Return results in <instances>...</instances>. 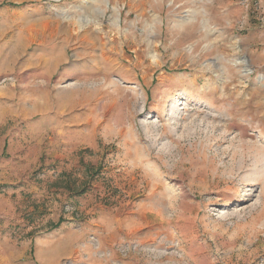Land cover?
I'll use <instances>...</instances> for the list:
<instances>
[{"label":"rangeland","instance_id":"374dc122","mask_svg":"<svg viewBox=\"0 0 264 264\" xmlns=\"http://www.w3.org/2000/svg\"><path fill=\"white\" fill-rule=\"evenodd\" d=\"M0 264H264V0H0Z\"/></svg>","mask_w":264,"mask_h":264},{"label":"bare ground","instance_id":"6f19581e","mask_svg":"<svg viewBox=\"0 0 264 264\" xmlns=\"http://www.w3.org/2000/svg\"><path fill=\"white\" fill-rule=\"evenodd\" d=\"M98 13V12H97ZM100 14L103 16L104 12H100ZM99 15V14H98ZM88 22V20H87ZM171 113H170V117H172L173 115H175L174 117H172L175 121V118L178 117L177 119L179 120V114H181L182 110L183 109H186L187 111V107H188V103L185 102V103H181V100L180 99H174L173 103L171 104ZM182 105H185L184 108H180ZM183 114V113H182ZM170 121V120H169ZM175 123V122H174ZM171 126V125H170ZM172 129V127H171ZM174 129V128H173ZM175 131V130H174Z\"/></svg>","mask_w":264,"mask_h":264},{"label":"trees","instance_id":"16d2710c","mask_svg":"<svg viewBox=\"0 0 264 264\" xmlns=\"http://www.w3.org/2000/svg\"><path fill=\"white\" fill-rule=\"evenodd\" d=\"M59 226V225H58Z\"/></svg>","mask_w":264,"mask_h":264}]
</instances>
